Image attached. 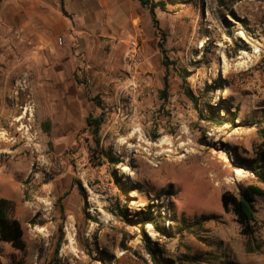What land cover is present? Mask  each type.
Wrapping results in <instances>:
<instances>
[{
  "label": "rangeland",
  "instance_id": "rangeland-1",
  "mask_svg": "<svg viewBox=\"0 0 264 264\" xmlns=\"http://www.w3.org/2000/svg\"><path fill=\"white\" fill-rule=\"evenodd\" d=\"M110 1L64 0V17L59 0H0V199L26 243L0 242L1 263L153 264L149 239L174 264H264V202L250 239L221 205L256 183L236 158L253 156L264 129L247 113L248 96L264 95V0H153L165 3L155 16L168 71L148 11ZM52 14L90 37L50 54L32 41ZM138 28L148 51L131 78L122 56ZM100 113L96 148L85 120ZM211 114L234 122L200 116Z\"/></svg>",
  "mask_w": 264,
  "mask_h": 264
},
{
  "label": "trees",
  "instance_id": "trees-1",
  "mask_svg": "<svg viewBox=\"0 0 264 264\" xmlns=\"http://www.w3.org/2000/svg\"><path fill=\"white\" fill-rule=\"evenodd\" d=\"M139 5L146 9L149 13L152 26L156 31V35L159 37L157 43L158 51L161 55V63L168 71L170 66L173 64L166 54V49L164 46V38L160 33L159 23L155 16V11L159 9L160 11L165 10V3L162 1L154 2L153 0H138ZM60 12L64 17H67V13L64 9V0H59ZM179 76L183 83H186L187 78L190 76L189 73L181 71ZM77 81V79L75 78ZM167 73L164 75V82L166 85ZM165 94L164 92L162 93ZM186 96L193 103V105H199V101L203 96L200 94L197 98L192 95L189 90H186ZM230 114V112H228ZM201 118L208 120L215 127H222L228 122H234V114L231 115L230 119L225 116L208 115L204 117L200 115ZM104 121V113L99 115L89 114L86 117L85 123L87 128L90 130L92 138L98 148V136L101 126ZM264 124V119L260 122V125ZM254 125V124H253ZM259 125V126H260ZM44 129L49 130V123L44 124ZM257 133L261 139V142L255 147L253 151V156L250 158H244L237 156V167L241 168L249 173H251L255 179L256 183L249 184L245 187H241L237 194L232 192H225L221 196V205L226 212H231L234 221L237 223L239 228V233L241 236L248 239L252 238L256 233V202L258 199L264 202V129H257ZM113 165H117L120 161L117 158L110 157ZM63 196H66L64 194ZM62 199V198H61ZM59 199V200H61ZM61 213H63V208L60 206ZM15 205L12 201L1 198L0 199V242L7 243L12 249L17 251H24L26 249V243L23 238V229L19 221L14 217ZM126 209H121L119 211V217L124 220H128L126 216ZM61 228V227H60ZM152 243L149 239L145 240V247L147 248L148 254L151 257L153 264H174L172 260L159 259V251L157 248L151 247ZM60 247V242L58 241L55 248V254H58ZM0 264L1 261H0Z\"/></svg>",
  "mask_w": 264,
  "mask_h": 264
},
{
  "label": "crops",
  "instance_id": "crops-1",
  "mask_svg": "<svg viewBox=\"0 0 264 264\" xmlns=\"http://www.w3.org/2000/svg\"><path fill=\"white\" fill-rule=\"evenodd\" d=\"M66 2V0H65ZM118 1L111 0L110 6L117 5ZM53 16H50L49 21H47L45 32L42 35H33V41L34 43H37L38 45H41L42 48H44L47 52H50V54H57V51L61 48H65V45H69V43H73L75 40L78 41L81 38L88 39L90 37L89 31L87 33L85 32H77V34H73V29L71 26L67 25L64 20H62L60 17H57L55 14H52ZM139 18V16L137 17ZM134 22H136V26L140 24L138 19H134ZM134 25V26H135ZM139 30V33L136 32V34L132 37L138 38L141 47L143 55L145 52L148 51L147 49V43L146 41L142 40V30ZM112 33V32H111ZM113 35V33H112ZM32 36V35H31ZM60 37H64V44L61 45V47H58L57 45V39H60ZM146 43V44H145ZM119 43L112 42L111 44V53L113 51L119 50L118 47ZM263 91V90H262ZM252 93V92H251ZM258 93V92H257ZM261 93L258 94H252L248 96V111L249 117L251 118H259L260 116H264V95L259 96ZM258 116V117H257Z\"/></svg>",
  "mask_w": 264,
  "mask_h": 264
},
{
  "label": "built area",
  "instance_id": "built-area-1",
  "mask_svg": "<svg viewBox=\"0 0 264 264\" xmlns=\"http://www.w3.org/2000/svg\"><path fill=\"white\" fill-rule=\"evenodd\" d=\"M59 42H61V39H59ZM122 62L126 73L131 78L139 72L140 66L143 63V52L138 38L130 37L128 39L123 51Z\"/></svg>",
  "mask_w": 264,
  "mask_h": 264
},
{
  "label": "bare ground",
  "instance_id": "bare-ground-1",
  "mask_svg": "<svg viewBox=\"0 0 264 264\" xmlns=\"http://www.w3.org/2000/svg\"><path fill=\"white\" fill-rule=\"evenodd\" d=\"M239 36L240 37H243L245 40H246V42H248L247 41V39L244 37V35H243V33H239ZM255 51H257V49H255ZM243 53V55H245V53L244 52H242ZM32 58V64H33V66H35L36 64H37V62H38V59H37V56H32L31 57ZM26 60V59H25ZM40 61V60H39ZM27 62H29V60H27ZM32 64H30L31 66H32ZM32 66V67H33ZM225 73V70L223 71V74ZM20 119H22V117L20 118ZM70 238V237H69Z\"/></svg>",
  "mask_w": 264,
  "mask_h": 264
}]
</instances>
